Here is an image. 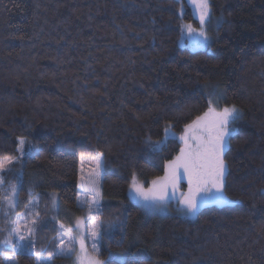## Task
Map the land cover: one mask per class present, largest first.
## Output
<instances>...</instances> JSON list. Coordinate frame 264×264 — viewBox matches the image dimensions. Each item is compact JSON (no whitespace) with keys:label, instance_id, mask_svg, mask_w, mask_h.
<instances>
[{"label":"trees","instance_id":"1","mask_svg":"<svg viewBox=\"0 0 264 264\" xmlns=\"http://www.w3.org/2000/svg\"><path fill=\"white\" fill-rule=\"evenodd\" d=\"M209 8L222 20L209 47L191 49L179 43L181 21L198 23L186 0H0V161L16 155L19 137L33 145L10 179L20 173V197L31 184L45 201L34 251L0 245V264L5 254L63 264L57 221L72 226L83 212L79 157L96 153L105 264H264V0ZM216 88L220 105L241 109L223 154V192L235 202L194 217L144 210L127 194L132 177L147 185L164 173L182 147L174 136L155 147L165 127L183 132Z\"/></svg>","mask_w":264,"mask_h":264},{"label":"rangeland","instance_id":"2","mask_svg":"<svg viewBox=\"0 0 264 264\" xmlns=\"http://www.w3.org/2000/svg\"><path fill=\"white\" fill-rule=\"evenodd\" d=\"M186 1L190 5L191 11L194 17L198 20V23L197 25H194L193 22L184 20L181 21V35L179 38V43L191 49L207 48L209 47L211 41L210 31H214L218 27L222 20V17L221 15H211L209 8V17L206 18V22L201 25L197 7L192 3V0ZM189 25L194 30L191 33H189L187 30ZM201 27L204 28V31L207 34L208 39L206 42H202L203 37L199 35V30L201 29ZM219 96L220 88H216L209 97V107L205 112H207L210 107L214 108L216 111H220L224 107L233 106L220 105ZM236 108L239 110V113H241V109L238 107ZM203 114L201 116H203ZM232 122L229 124V128L231 129L229 136L235 131V127ZM184 135L185 128L183 132L177 133L174 132L169 126H166L164 129L163 137L157 142L155 147L159 148L166 138L174 136L181 141V148H183L185 147V144L184 140H182L181 137H183ZM188 135L189 137H191V133H189ZM229 136L227 137L225 148L228 145ZM20 139L25 140V138L23 137L18 138L16 155L6 157L1 160L5 162V167L4 169L0 170V186L2 187L0 225H2L4 230L6 229V231L2 235L0 234V245L10 249V252H33L35 229H37L39 221H43V218H41L40 215L41 211L45 207V201H42L43 197L39 195L40 193H38V191L34 190L31 184H26V194L20 197V173H15L16 176L14 177V180L12 178L10 179L12 174L17 171V168H14V164L20 162V159L24 156L31 154L34 149L33 145L26 143L27 141L25 140V154L21 155L19 145ZM178 155H180V151L177 156ZM98 156L102 158L101 153H96L95 155L91 156L79 157L77 200L79 205L83 206V212L77 216L74 222L75 224L72 227L64 225L65 222H63L62 220L57 221L62 227L66 228V232L62 233L63 235H56L57 238L55 243L56 250L59 251V253H62V255L64 254L65 256H68L67 258H65L63 264H89V261L93 259H98L105 264V260L97 255V252L100 249V234L96 237L92 235L93 231H97L99 233L98 224L100 218L98 213L100 211L99 205L102 200V166L99 169L98 176L95 172L96 158ZM175 158L170 161H173ZM9 160H11L12 162L7 163V161ZM170 161L166 163L164 173L159 177L165 176L166 166ZM133 177H135V183H137L145 192L148 189L152 188V181L158 178L156 177L152 179L146 185L139 179V177H137V175H134ZM133 177L128 185L127 194L129 196V199L136 204L141 205V208L143 207L147 211L156 213L175 212L186 217L195 216L196 212L194 214L187 213L184 205L180 203V201L183 199L184 194L188 192L189 186L186 178H181L176 183L175 187L169 185L164 201L156 203L151 199L145 200L144 197L140 195V193L132 188V184L134 182ZM82 184L84 185L83 187ZM93 186L98 189V195L95 197L93 192L89 190ZM13 187L15 188V192H13ZM47 194L48 204L50 208L56 211L59 208V199L57 192L55 190H49ZM198 199L199 207L206 204H228L235 202L234 199L226 196L224 192L222 193V198H218L217 194L214 191L212 193H201ZM54 215L57 216L56 214ZM37 236H42V233L39 232ZM81 241L83 242V246L81 245ZM94 244L96 245V250L93 249ZM4 257L5 259H7L9 264L13 263L11 260H8L9 258H11V255L5 254ZM108 257L122 260L125 256L122 254L111 252L109 253ZM40 258L41 257H39V259ZM57 264L59 263L57 262Z\"/></svg>","mask_w":264,"mask_h":264},{"label":"snow or ice","instance_id":"3","mask_svg":"<svg viewBox=\"0 0 264 264\" xmlns=\"http://www.w3.org/2000/svg\"><path fill=\"white\" fill-rule=\"evenodd\" d=\"M192 3L197 7L200 23L203 25L206 18L209 17V0H192ZM187 30L189 33L194 31L190 25ZM199 35L203 37L202 42L207 41L208 37L203 27L199 30ZM239 115V110L235 106L224 107L220 111L210 107L203 116H198L191 124L186 125L185 135L181 137L185 147L181 148L180 155L168 163L165 176L153 180L152 188L146 192L135 183V177H133L132 188L140 193L145 200L151 199L153 202L159 203L164 201L169 185L175 187L181 178H186L189 186L188 192L184 194L180 203L184 205L189 214H194L197 211L198 197L201 193L214 191L218 198H222L226 173L223 154L227 137L231 131L229 124L238 119ZM189 133H191V137H189ZM19 145L21 155L25 154V140L20 139ZM11 162V160L7 161V163ZM102 163V158L98 156L95 170L97 176ZM4 167L5 162L0 161V170ZM89 190L93 192L94 197L98 195V189L95 186ZM13 192H15L14 187ZM92 235L96 237L99 233L93 231ZM81 245L83 246L82 241ZM93 249L96 250L95 244ZM89 264H104V262L93 259L89 261Z\"/></svg>","mask_w":264,"mask_h":264},{"label":"crops","instance_id":"4","mask_svg":"<svg viewBox=\"0 0 264 264\" xmlns=\"http://www.w3.org/2000/svg\"><path fill=\"white\" fill-rule=\"evenodd\" d=\"M139 206H141V205H139ZM142 208H143V207H142ZM143 209H144V208H143ZM144 210H145V209H144ZM146 211H147V210H146ZM149 212H150V211H149ZM74 222H75V221H74ZM74 224H75V223H73L72 226H73ZM72 226H69V227H72ZM62 228H63L62 230H63L64 232H66V228H64V227H62ZM33 242H34V241H33Z\"/></svg>","mask_w":264,"mask_h":264}]
</instances>
